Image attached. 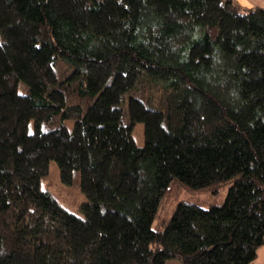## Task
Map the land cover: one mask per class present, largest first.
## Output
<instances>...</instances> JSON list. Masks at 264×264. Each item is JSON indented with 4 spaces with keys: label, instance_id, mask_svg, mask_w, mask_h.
<instances>
[{
    "label": "trees",
    "instance_id": "obj_1",
    "mask_svg": "<svg viewBox=\"0 0 264 264\" xmlns=\"http://www.w3.org/2000/svg\"><path fill=\"white\" fill-rule=\"evenodd\" d=\"M51 161L84 219L41 190ZM263 245L264 8L0 0V264H253Z\"/></svg>",
    "mask_w": 264,
    "mask_h": 264
},
{
    "label": "rangeland",
    "instance_id": "obj_2",
    "mask_svg": "<svg viewBox=\"0 0 264 264\" xmlns=\"http://www.w3.org/2000/svg\"><path fill=\"white\" fill-rule=\"evenodd\" d=\"M241 5L252 8L258 6L264 8V0H237ZM134 138L138 146H144V125L142 123L136 124L134 128ZM79 176L76 178L74 184L67 185L64 184L60 177V170L55 161L50 162L49 173L47 176H44L41 179V190L45 193L50 194L58 204L64 208L69 213L79 217L85 218V214L82 211V206L88 203V199L81 192ZM224 193H222L223 196ZM181 197H184L181 196ZM174 201H171L164 207L162 213L160 214V219L157 223H160L161 220L166 219L169 212L172 211L174 207ZM155 225V224H154ZM165 264H184L178 259H169ZM253 264H264V245L258 249L257 259Z\"/></svg>",
    "mask_w": 264,
    "mask_h": 264
},
{
    "label": "crops",
    "instance_id": "obj_3",
    "mask_svg": "<svg viewBox=\"0 0 264 264\" xmlns=\"http://www.w3.org/2000/svg\"><path fill=\"white\" fill-rule=\"evenodd\" d=\"M244 1H247V0H244Z\"/></svg>",
    "mask_w": 264,
    "mask_h": 264
}]
</instances>
